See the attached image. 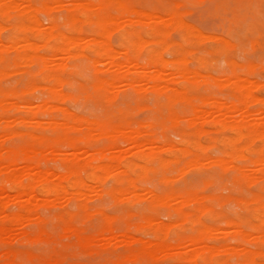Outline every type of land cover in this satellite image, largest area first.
<instances>
[{
	"label": "bare ground",
	"instance_id": "6f19581e",
	"mask_svg": "<svg viewBox=\"0 0 264 264\" xmlns=\"http://www.w3.org/2000/svg\"><path fill=\"white\" fill-rule=\"evenodd\" d=\"M45 1L46 0H44L42 7L49 5L47 2L46 4ZM98 1L99 4L95 5L91 0H88L85 4H82L80 0V2L78 1L79 3L73 2V4L65 7L62 6L64 3L63 1L60 2L61 4L58 3L60 4V6L58 5L59 9L63 7L66 8V14L62 19L63 23L61 24L62 21L60 20V22L56 17L49 16L48 20L50 27L48 26L46 30L39 28V24L36 21V14L34 13L36 10L34 8L35 6L33 7L35 9L34 11L32 7H29L32 11H29L30 9L28 6H26V8L21 7L29 12L22 13L27 11L18 10L19 13L20 11L22 12L17 16H13L15 17V24H13L15 26L8 38L9 40L7 39L10 45L3 46L6 50L14 48L15 46L20 49H17L13 57H10L5 51L0 50V264H64L60 256L54 257L52 254L37 256L28 251L21 252L18 251L19 249L15 250L9 246L12 237H14V232L17 231L16 228H20V236L27 243L41 242L50 247L57 244V239L47 230L46 219L39 215V211L41 208L50 205L54 206L57 203L59 204V202L63 200L66 202H75L76 211L66 210L55 215L54 218L57 222V228L60 230L59 235L61 240L68 238L71 240V244L76 248L84 251H91L96 236L88 234V230L86 231L78 226L77 221L78 219L90 218L95 214L100 217V223L93 229L96 235L101 238L105 237V235H111L115 239L117 230L115 218H111L113 216L109 217L103 209H95L93 211L88 205L89 193L94 188V185L89 183L97 181L100 183L102 176L108 178L109 176L107 175L112 171L113 173L115 171H120L111 178L113 180V186L110 189H102L107 190L103 191L114 200L119 197V199L122 200V195L125 192H129V196L132 195L128 198L129 202L134 201V199L136 200V197L142 199V195L139 197L138 195L136 196L137 193L134 194L137 188L136 184H138L137 182L140 180H159L165 183L167 186L163 193H148L150 194L149 196H152L149 197L151 199L148 200L149 202L147 205L151 210L166 208V212L169 216L177 217V222L181 223H179L181 229H179L175 235V241L177 242L175 250H177V252L170 253L168 252L172 247V245H169L170 236L172 234L170 225L155 223V220L152 219L153 214H144L141 218L142 222H133L130 219L125 220V229L122 228L124 232L119 230L123 232V234L120 232L119 234L125 238V240H123L126 241L124 244H126L127 247H125L121 253L118 252L112 259L109 258L110 261L108 260V262L103 264H165V262L168 263L169 261L172 264H232L231 260H235L236 264H264V253H262V248L264 247V188H261L262 190L258 193L253 194L249 201V203L253 205L251 209L257 223L246 224L247 228H245L246 222L244 220L236 221L227 219L225 220L226 228L213 224L211 225L206 223L202 216L207 214L209 217H214L213 213L215 212L211 210L213 206L211 208L207 202L210 201L213 205L211 201L215 202V197H200L198 194L199 192L190 188V186L183 187L184 189H176L175 186L168 185L171 182L168 174L174 171L172 165L176 164L177 167H179L178 164L180 160L177 155H179L180 152L179 154L176 153L177 155L175 152L172 154L174 148L171 145L167 149L164 148L168 145L164 148L162 146H156L155 140L152 138L154 136H152L150 132L147 134L141 131V128L146 127L145 124L147 122H145V124L142 122L133 123L129 121L128 118H124L121 120V125L114 126L111 122L78 118L76 115L74 117L72 113L70 114L66 109L64 110L59 106L62 97L59 96L60 92L56 91H60L56 85L67 81L66 76L72 69L69 65L71 60L82 58L84 60L85 58L89 61L94 71V78L91 84L94 92L93 94L87 92V99L93 100L96 103H104L106 105V116L113 115L114 113L115 100L118 92L117 87L120 84H124V86H127L138 95L140 100H137V102H141L144 94L151 93L155 96V106L160 112V116L166 119V122L171 123L172 128L185 140V148L183 147L184 149L182 148V150H180L182 154L193 155L194 160L198 161L201 155L194 153L198 151L204 155L206 152L205 147L201 144L200 137L208 133V130L205 129V125L209 123V121L205 120L207 118L204 119L202 115L203 112L200 109L201 107L197 105V101L203 103L205 101L209 102L208 100L210 99L206 100L204 96V99H199L197 96H194L200 88L198 79L201 81L200 77L204 74H202L201 71L200 73L197 70L192 71L187 67L185 62L187 48L182 47L184 45H177V42H172V37L170 35L171 30L176 29L182 33L181 38L183 39L181 40H184V43H189L195 38L202 39L203 36L199 34V29L198 32L193 30L194 28L186 24L181 16L175 12L169 13L170 15L167 14L171 16L170 19L161 21L157 20L159 17L157 18L156 15L155 17L148 12L150 16H154L157 20L153 21V19L148 20V14H145L143 11L140 13L132 9L130 4L123 0ZM2 2H5V0ZM39 3L41 5V2ZM5 6H8V3ZM5 6L1 7L0 5V16L2 18H10L8 13L10 9H5ZM16 6L21 5L16 4ZM16 6L15 8H17ZM53 6H55V4ZM53 6L52 9L48 10L55 9ZM137 15H144L145 18H147L146 23L143 24L139 18H137L139 21L137 19L132 20L134 19L133 17L130 18V16ZM122 19L127 20L128 24L126 26H123L126 21L124 20L121 22ZM141 20H143L142 17ZM147 21L150 22L147 23ZM86 24L93 25L92 27L95 26L96 31H94V34L90 35L85 33L83 26ZM117 24H120L119 27H115ZM121 24L123 25L121 26ZM61 25L67 26L69 32L65 33L62 31L63 28H61ZM111 26L118 29V50L120 53L122 52L128 56L126 62L118 60V50L109 43L108 36L111 35ZM32 37L36 40H33ZM206 37L208 36L203 38L205 39ZM18 40H21L23 43L21 47L20 43H17ZM205 40H207V38ZM227 41L228 40H225L222 44L224 45V43H227L228 47L229 43ZM149 43H151L150 46H148ZM6 46L10 48L8 49ZM178 46H180V48H178ZM41 48L45 51L43 53L44 55H39V49ZM219 50L223 54L226 51L225 47ZM165 52L174 56L173 61L169 60L168 62L164 59ZM202 61L203 59H200V62ZM231 61L229 62L231 66L230 70L232 71L231 74L234 80L226 77L227 80L225 81L231 83L228 84V87L232 89V94L239 95L240 100L245 102L243 104L245 108L247 107L245 106L246 103L247 105L256 103L252 100L253 98L254 100L257 99L260 101L256 97L257 95L254 96L253 94L252 88H255L253 87L254 85L251 84L248 78L243 79V77L241 78V76H239L236 66L233 64V61ZM23 63H25V65H32V67L36 65L38 67L37 74L43 76L44 87H42V89L45 93V98L38 105L27 97L29 93H32L33 90L38 88V84L35 80L37 74L35 75V73L32 72L33 70H26V75L28 74L29 78L25 82V86H22V90L13 87L11 89H6V87H3V84L1 85V78L6 74L5 72L8 67L15 66L17 68L19 65L22 66ZM98 64L100 67L101 64L104 65L103 67H105V69L97 67ZM253 65H249L250 67L248 66V71L252 70ZM102 71L104 73H102ZM105 72L110 74L108 75ZM203 77L202 80H205ZM218 81H220V79ZM219 85L222 87V82ZM61 96H63L62 93ZM67 97H69V95ZM261 100V102H263V97ZM63 101L62 99L61 102ZM179 103L183 106L182 111L192 116L191 119L190 117L188 118L190 119L189 128L191 129V133L183 130L179 124L180 119H182L177 109ZM261 105L264 106L262 103ZM244 107L242 106L240 108ZM140 108L144 109L145 107L142 106ZM220 109L218 108L220 114H222L221 116H214V118L211 113L210 116L212 117H207L209 120L213 118L210 120L212 125L216 127L219 126L222 129H230L235 134L234 137L236 138L227 136L228 139H223L221 141L225 144L224 147H228V151L227 147L225 150L223 148L224 151L222 154L225 153L227 156L231 157L229 159L236 158L243 162L241 165L237 164L233 166V181L238 184L244 183V185L245 183L250 184L252 182L256 183L257 181L264 182V118H262L260 122H247L243 120L244 118L240 120H229V117H226V114H223ZM263 109H260L262 110L260 112H263ZM17 111L21 113H17ZM164 111L167 112V116L163 115ZM118 112L120 115H123L125 111L123 112V110L119 108ZM205 113L207 112L205 111ZM47 115L49 119L44 118L47 117ZM207 115L209 114L207 113ZM115 116H117V114H115ZM222 116L224 118H222ZM154 117L155 116H153V118ZM201 119H203L204 122L202 120V123H200L199 121H201ZM111 120L113 121V119ZM257 120L259 121V119ZM135 121L136 120H134V122ZM81 122H84L87 126L83 128ZM14 123H17V125L21 124L24 129L21 128L22 130L20 129V131L16 132L17 129L14 130L15 126L13 127L14 129L11 128V125ZM134 124H137L138 128L133 127ZM161 126L165 128L166 124L162 123ZM147 127H151V125H147ZM46 130L51 132L50 135L46 134ZM96 130L100 131L101 135H104L107 139V141L105 139V143L100 144L95 139L97 133H95V135L93 132H96ZM143 133H145V135ZM14 134L25 138L24 142L17 145H10L2 141L4 137H10ZM190 136H192L191 140H189ZM257 139L263 142V146L260 145L256 147L257 149L262 146L258 151L254 149V141ZM242 140L246 142L243 146L240 145ZM121 143H125V145L122 144L123 147L121 148L124 149V146L127 144L130 145V148L122 151L120 148ZM165 144L163 145L165 146ZM188 147L196 151L193 152ZM165 152H169L171 155L168 157L164 156L163 153ZM227 159H220L218 161L220 164L217 162V165L219 164L221 168L224 167L225 164L224 166L222 164L225 163ZM49 162L55 163L58 166L51 167ZM234 163H236L235 159ZM42 164H46L45 169L42 168ZM197 164H200V161ZM192 165L195 167L196 164L192 163ZM200 166L197 165V168ZM131 174H136V179H134ZM124 186L126 187L125 189H123ZM130 188L132 192H130ZM97 189L94 188V190ZM98 193L96 192V194ZM124 198L126 199V196ZM145 199L146 198H144V200ZM171 200L175 201H172L174 205L173 203L170 204ZM122 202H124V200H122ZM10 204L15 206V210L9 209ZM128 205H130V203ZM248 210L249 209L246 211ZM130 213L133 212L127 211L128 217H131ZM117 224L120 226L122 223ZM173 224H175V222L171 223V225ZM176 224L174 226H176ZM184 225L188 227L189 233L185 232L187 229L185 231L182 230V226ZM86 226H89L87 222ZM141 230H148L153 238L144 240L136 236L134 237V234L132 235L133 232L137 233ZM174 230L172 229L173 232ZM218 234H224L225 237L222 236V239L216 242L215 240L221 237H218ZM254 235L256 236L254 237ZM100 237L98 239H100ZM16 238H14V240H16ZM229 238L235 240L236 243L238 242V245L231 247L228 244ZM117 239H112L110 244L114 245L113 242ZM120 239L122 240V238ZM97 242H99V240ZM107 242L108 241H106V243ZM119 242L118 239L115 245L118 246ZM248 242H252L259 249L253 251L250 250L251 248H246L247 246L245 245ZM96 244L97 243H95V245ZM120 245L123 247V244L119 243V246ZM101 247L103 246L101 245L100 248ZM186 248H189V250L183 251Z\"/></svg>",
	"mask_w": 264,
	"mask_h": 264
},
{
	"label": "rangeland",
	"instance_id": "374dc122",
	"mask_svg": "<svg viewBox=\"0 0 264 264\" xmlns=\"http://www.w3.org/2000/svg\"><path fill=\"white\" fill-rule=\"evenodd\" d=\"M2 1L0 2L1 7L5 6L8 3V6H5L4 8L10 9L13 11L12 12V11L8 10V13L10 16V18L8 17L9 19L6 17L2 18L0 16V24H1V27H0L1 28L0 29V50L5 51V53L8 54L10 57L15 56L16 51L18 49V47L15 45H14L15 46L14 48H11L13 50L9 49L10 47L8 48V46L10 45V44H8V40H9L8 38L10 37V34L13 31V27L15 26V25H13V24H15V19H14L15 17H13V16H17L18 14H20L22 12V11H20V13H19L18 10H24L27 12H22V13H28L29 11H32V10L34 11L36 9L34 13L36 14V18H37L36 21L39 24V28H41L42 30H46L49 26V20H48L49 16L56 17L57 19H59V21L61 20L62 22L61 21L60 22L62 24L63 23V20H62L63 16L66 14V11H65L66 8H64V7L67 5L73 4V2L74 3L80 2V0H46L45 3L47 2L49 5L42 7L44 0H17V1L16 0H10V1L5 0V2H2ZM62 1L64 2L62 4V6H64V7L62 9L61 8L59 9V6L61 4L60 2H62ZM91 1L95 5L99 4L98 0H91ZM123 1L128 2L132 9H135L136 11H138L140 13L143 11L145 14H148V12H149V14L151 13V15L152 14L154 16L156 15L157 18L159 17V19H157L159 21L170 19L171 16L167 15L169 13L170 14L172 12L178 13L186 24H188L189 26L194 28V29L192 28L193 30L198 32V29H199V32H200L199 34H202L203 37L208 36V37H206L207 40H205L206 38L204 39L203 37H202V39L199 38L200 40L195 38L193 41H190L189 43L185 42V43H187V44H185L184 40H181L183 38H181L182 33L180 31L173 29L170 32V35L172 37V42L173 41L175 43L177 42V45H181V46L184 45L182 47L187 48L186 49L187 52L185 54V62L187 64V67L192 71L197 70L199 73L201 71V73L204 74V75L201 74L202 75L200 77L201 81H200V79H198L199 84H200V86H199L200 88L197 90V92L195 90L196 93L195 92L194 93L196 95H194V96H197L199 99H204L203 98V96H204L206 100H208V99L211 100V102H210V100H208L209 102L205 101L206 103L205 102L202 103L201 101H197V105L201 107L200 109L203 112L202 115H203L204 119L207 118L205 120L209 121V123H206V125H205V129L208 130L207 131L208 133L206 135H202L200 137L201 144H203V146L205 147L206 152L203 155V154H201V152H198L195 149L188 147L193 152L196 151L194 154L201 155V157L199 158L198 161L194 160L193 155H183L182 154V152L180 150H182L183 147L185 148V140L183 138H181L178 135L177 131L172 128L171 123L166 122V119H163L160 116V112L157 110V108L155 106L156 105L155 104V96L151 93L144 94L143 99H141V102L140 101L137 102V100H140L138 98V95L135 94L133 91H131L127 86H124V84H120L119 85L120 87L119 86L117 87L118 92H117V98L115 100L114 113H113V115L106 116V113H105L106 112V110H105L106 105L104 103H102V102L96 103L93 100L87 99V92H90L91 94H93V92H94L92 87H91V84H92V81L94 78V71H93V68H91L92 66H90L89 61L85 58H84V60H83V58L71 60L69 62V65L71 66L72 69L68 72V74L66 76L67 81L66 82L64 81V83L61 82L60 83L61 85L60 84L56 85L60 90V91H58V90H56V91L60 92V94L59 93L58 94L60 97H62L61 101H62V99L64 100L63 102L60 101L59 106H61L64 110L66 109V111L70 112V114L72 113V116L74 115V117L76 115V117H78V118H85V119H90V120H102V121H106V122H111L112 125H114V126L121 125V120L124 118H128V120L133 122V123H141L142 122L145 124V122H147L146 124L151 125V127H147V125L145 124L146 127L141 128V131L145 132L147 134H148V132H150V134H152V136H154V137H152V136L151 137L155 140L156 146H159V147L162 146L164 148V147H166V145H168L166 148H164V149H167L171 145L174 148L172 154L174 152H175V154L176 153L179 154V152H180V154L182 156L181 157L180 154L179 155L176 154L178 159L180 160V163L178 164L179 167H177L176 164L172 165V167H174L173 168L174 171H172L168 174V177L171 179V182L168 185L175 186L176 189H184L186 186L187 187L190 186V188L199 192L198 194L200 197H209V196L215 197V202L211 201V202H213V205H212V203H210V201L207 202V204L209 203V206L211 208L213 206V209H211V208L210 209L213 212H215V213H213L214 217L213 218L209 217L207 214L202 216L203 220L206 223H209L211 225L213 224L216 226H221L223 228H226L225 220H227V219L236 220V221L244 220L246 222L245 228H247L246 224L248 225L249 223H257L253 217L254 213L251 209L253 207V205L251 203H249V201H250V198L252 197L253 194L258 193L259 191L262 190L261 188H264V182L263 181H257L256 183L255 182H252L250 184L245 183V185H244V183L238 184V183H235L233 181V175H234V172L232 170L233 166H235L237 164L241 165L243 162H242V160H239L236 158L229 159L231 157L227 156L225 153L222 154V152L226 149L227 146L224 147L225 144H223V142H221V141L223 139H228V137L236 138V137H234L235 134L230 129H222L219 126L216 127V126L212 125V122L210 120H212L213 118H210V120H209L208 117L210 116L211 113L213 114L212 115L213 117L214 116L215 117L221 116L222 114H220V112L218 110V108L220 109V107H221L220 111L223 114H226V117H229V120H232V119L233 120H240V119L244 118L243 120L247 121V122H254V121L260 122L262 120V118H264V113H263L264 112V109H263L264 106L261 105V103L264 104V100H263V102H261L262 97L264 99V0H123ZM39 2H41V5ZM70 2H72V3H70ZM81 2H82V4H85L88 2V0H81ZM23 3H24V5H23ZM53 3L55 4V6H53L54 5ZM58 3H60V4H58ZM11 4H13V5H11ZM16 4L17 5L19 4L21 6H16ZM25 4H27V5H25ZM50 5L55 7L56 10L54 8H53V10H48V9H52V6H50ZM15 6L17 8H15ZM26 6H28V8L32 7V10L30 8H29L30 9L29 11L26 9H22L23 7L26 8ZM11 8H13V9H11ZM16 9H17V12H16ZM149 14L147 16L148 20L153 19V21H157L154 18V16H150ZM132 17L134 18L132 20H136L137 18H139L143 24L146 23L147 18H145L144 15L143 16H138V15L137 16H130V18H132ZM141 17L145 21L141 20ZM10 19H12V20H10ZM126 19L121 20V22L124 20L126 21L125 25L121 24V26L122 25L126 26L128 24ZM139 19H137V20L139 21ZM148 22H150V21H147V23ZM119 25L117 24L115 27H119ZM92 26L93 25H89V24H86L83 26V30L85 31L86 34L92 35L95 33L94 31H96V28H95V26L94 27H92ZM113 26H111V28H110L111 33L109 31V33L111 34L110 36H108L109 37V43L111 44L112 47H114L116 50H118V44H119L118 29L113 28ZM61 28H63L62 31H64L65 33L69 32V28L67 26L61 25ZM32 38H33V40H36V39H34V37H32ZM225 40H228L227 41L229 43L228 47H227V43L226 44L224 43L225 46L222 44L223 42H225ZM17 43L18 44L20 43V47L23 45L21 40H18ZM150 44L151 43H149L148 46H150ZM4 45H8L6 47L9 50H6V48L4 49V47H5ZM222 47H225V50H226L224 54L221 53L219 50ZM178 48H180V46H178ZM215 49H217V50H215ZM44 52H45L44 49H42V48L39 49V55H41V54L44 55L43 54ZM117 53H118L117 56H118L119 61L126 62L128 60L127 55L123 54L122 52L120 53L119 50L117 51ZM173 58H174V56L172 54H170V53L168 54L167 52H165L164 59L166 61H168V62H169V60L173 61ZM200 59H203V61L200 62ZM204 60H205V62H204ZM231 60L233 61V64L236 66V69L238 70L239 76H241V78L243 77V79L248 78L250 80L251 84L254 85L253 87H255V88H252L253 94H254V96L257 95L256 97L260 100V101H258L257 99L254 100V98H253L252 100L256 103H250L249 105H247V103H246V105H245V106H247L246 108L243 105L245 102H242L240 100L239 95H237V94L233 95L232 94L233 93L232 89L230 87H228L229 86L228 84H231V83H227V81H225V80H227V78L233 79V75L231 74L232 71L230 70L231 66L229 63ZM141 62H144V61H141ZM238 63L241 65H239ZM103 64H104V62H103ZM24 65H25V63H23L22 66L19 65L17 68L15 66L8 67L6 72H5L6 74H4L1 78V85L3 84V87L4 88L6 87V89L7 88L11 89L13 87V88H17L18 90L19 89L22 90L23 89L22 86H25V82L29 78L28 74L26 75L28 69L33 70L32 72H34L35 75L38 72V67L36 65H33V67H32V65H29V64H26L25 66ZM104 65L101 64V67H100L98 64L97 67H100L101 69L102 68L105 69V67H103ZM249 65L250 66L253 65V68L251 71H248V68L250 67ZM13 67H15V68H13ZM26 67H28V68H26ZM19 68H21V69H19ZM22 69L24 72L22 71ZM14 71H16V72L19 71V72L16 73ZM103 71H102V73H104ZM105 71H107V70H105ZM10 72H12L13 74ZM168 72H170V71H168ZM105 73H107V72H105ZM107 74L109 75L110 73H107ZM107 74H106V76H107ZM102 75L105 76L104 74H102ZM42 77H43L42 75H38V74L35 76V80L38 84L37 85L38 88L33 90L32 93H29V95L27 96L29 99H31L33 102H35L36 105L40 104L41 101L45 98V95H44L45 93L43 92V89H42V87H44ZM202 77L205 78V80L204 79L202 80ZM219 79H220V81H218ZM217 81L220 83H218ZM221 82L223 84L222 87L219 85V84H221ZM257 82L259 83L260 86L258 85ZM252 85H251V87H252ZM57 87H55V88L58 89ZM256 87H257V89H256ZM61 93L63 96H61ZM65 94L67 96L69 95L70 98L67 97ZM64 95H65V97H64ZM142 102H144V103H142ZM145 103H147V104H145ZM215 104H218V105H215ZM181 105L182 104L179 103L177 106V109L179 111V116H180V118L182 116V119H183V120L180 119L179 124L181 125L183 130L187 131L188 133H191V129L189 128V120L191 119L192 116L189 113H184L182 111L183 106H181ZM142 106L145 108L144 109L140 108ZM233 106H234V109H233ZM242 106L245 108V110H244V108H240ZM136 107H137V109H136ZM230 107L232 108V110ZM236 107L240 108V109H237ZM119 108H121L123 110V112L125 111L127 114L124 112L123 115H120V113L118 112ZM260 109H263V112H260V111H262ZM205 111L209 115H207V113H205ZM18 112H20V111H17V113ZM235 112H236V114H235ZM128 113H131V114H128ZM253 113H256V114H253ZM115 114H117V116H115ZM163 115L167 116V112L164 111ZM261 115H263V116H261ZM153 116H155V117L153 118ZM212 116H210V117H212ZM189 117H190V119H188ZM44 118L49 119V116L47 115V117H44ZM222 118H224V117L222 116ZM111 119H113V121ZM249 119H251V120H249ZM257 119H259V121ZM134 120H136V121L134 122ZM202 120L203 119H201V121H199V122L202 123ZM32 122H30V123H32ZM148 122H149V124H148ZM203 122H204V120H203ZM162 123L166 124L165 128H163L161 126ZM29 125H31V124H29ZM32 125H34V124L32 123ZM81 125H83V128H85L87 126L86 124H84V122H81ZM21 126H22L21 124L17 125V123H14L11 125V128L14 127L15 129L14 128L13 129L14 130L17 129L16 130V132H17V131H20L21 128H23V126L22 127ZM133 127L138 128L137 124H134ZM214 129H216V130H214ZM165 130H167V131H165ZM228 130H230V131H228ZM97 131L98 130H96V132L95 131L93 132V134L97 133V135H99V136H97L95 134L97 136V137L95 136V139L100 144L105 143L107 141V139L104 137V135H101L100 131H98V132ZM174 131H176V132H174ZM46 132H47L46 134H48V135H50V133H51L48 130H46ZM163 132H165V133H163ZM145 133H143V134L145 135ZM19 136L20 135H16V134H14L10 137L6 136L7 138L4 137V139H2V141L7 143V144H10V145L21 144L24 142L25 138H22L21 136H20L21 137L20 138ZM15 137H17V138H15ZM191 137L192 136H190L189 140L192 139ZM105 139H106V141H105ZM244 141L242 140L240 142V145H242V146L245 145L246 142H244ZM219 142H221V143H219ZM160 143H161V145H160ZM122 144L125 145V143H121L120 148L123 147ZM163 144H165V146ZM251 144H252V142H251ZM260 145L263 146V142L261 140L257 139L256 141H254L255 147L254 146L253 147H254V149H256V147H259ZM126 146H128V147H126ZM126 146H124V149L130 148V145H128V144ZM262 146L260 148H262ZM223 148H224V150H223ZM260 148H257L256 150L258 151V149H260ZM121 149H122V151L124 150L123 148H121ZM227 151H228V147H227ZM263 152H264V150H263ZM163 155L168 157L169 155H171V153L165 152V153H163ZM220 156L224 157V158H221ZM182 158L184 159V161ZM225 158L226 159L228 158V159L225 163L222 164L223 166L225 164V166L221 168L219 165L220 163L218 161L220 159L224 160ZM205 159H206V161H205ZM234 159H235L236 163H234ZM199 161H200L201 166H200V164H197V163H199ZM190 162L195 163L196 164L195 167ZM217 162L219 163L218 165H217ZM204 163H206V164H204ZM231 163H232V166H231ZM49 165L51 167H57L58 166L55 163H50V162H49ZM197 165L200 167L197 168ZM244 165H246V164H244ZM188 166H191V167H188ZM42 168L45 169L46 164H42ZM119 172L120 171H118V172L115 171L113 173V171H112L110 174L107 175V176H109L108 178L107 177L104 178V176H102L100 183H98L99 181L94 182V183L93 182L89 183L91 185L93 184L95 189H97V188L98 189L94 190V188H93V190L90 191L89 197H88V205L90 206V208L93 211L95 209H103L104 212L109 217L113 216L111 218H115L116 229H117L116 233H115L116 234L115 239L118 238L120 241L119 243L123 244V247H122V245L119 246V243H118V246L115 245V243L118 242V239L115 242H113L114 245L110 244L112 242V239L115 240L111 235L110 236L105 235V237H102V238L99 236L100 239H98L99 237L96 235L95 230H93L100 223V221H99L100 217L98 215L96 216V214L92 215L90 218L78 219V221H77V225L82 227L86 231L88 230L87 231L88 234H92V235L96 236V240H94V244L91 248L92 249L91 251H84V250H81L79 248H76L75 246H73L71 244V242H70L71 240L68 238L61 240L60 235H59L60 230H58L57 222L54 218L55 215L62 213L66 210L76 211V203L75 202H66L64 200L59 202V204L58 203L55 204L54 205L55 207L50 205L48 207L41 208L39 211V215L46 219L47 230L49 231V233H52L55 236V238L57 239V242H58L57 244L50 247L47 244L41 243V242H37V243H29L28 242L27 243L20 236V234H21V231L19 232L20 228H16L17 231L14 232V237H12V240L14 242L11 240V243L9 244V246L11 248H14L15 250L19 249L18 251H21V252H27V251L31 252L37 256L45 255V254H52L54 257L60 256L62 258L64 264H89V263H91V264H103V263L108 262V260L110 261V259H112L113 256L118 254V252L121 253L125 249V247H127L126 244H124V243H126V241H124L125 238L121 235L124 232L123 229H125V222L124 221L130 219L133 222H142L141 218L144 216V214H153L152 219L155 220V223L157 222V223H163L166 225H170V230H171L172 234L170 236L169 245H172L173 248L171 247L168 252H170V253H174L175 251L177 252V250H175L176 249L175 247L177 245V242L175 241L176 240L175 235H176V232H178L179 229H181V225H180L181 223L177 222L176 216H169L168 213L166 212V208H161L159 210H151L147 205L149 202L148 200L151 199L149 197L152 196V195L149 196L150 194H148V193L153 192V193L161 194L166 190L165 187L167 185L165 183L160 182L159 180H152V181L148 180L147 181L146 179H143V180H140L137 182L138 183V184H136L137 188L134 191V194L137 193L136 196L138 195L139 197H141V195H142L143 196L142 199L136 197V200H135L134 199L135 197H134L133 198L134 201L129 202L128 198L131 197L132 195L129 196V192H125V193H123V195H124V197L126 196V199L122 195V200H124V202H122V200L119 199L120 197L117 198L116 200H114L113 198H111L110 196H108L105 193V191H107V190L102 189V188L110 189L113 186V180L111 178L113 177L114 174H118ZM137 172H138V169H137ZM131 175L134 179H136V174H131ZM172 179H175V180H172ZM97 184H98V186H97ZM125 188L126 187L124 186L123 189H125ZM103 190H105V191H103ZM96 192L97 193L99 192L100 195H99V193L96 194ZM130 192H132L131 188H130ZM140 193H142V194H140ZM144 198H146V199L144 200ZM125 200H126V202H125ZM238 200H240V201H238ZM172 201L173 200L170 201L171 202L170 204L175 202V201H173V202ZM242 201H244V202H242ZM245 201H246V203H245ZM129 203H130V205H128ZM176 203H177V201H176ZM244 203H245V205H244ZM60 205H61V207H60ZM173 205H174V203H173ZM14 208H15V206L13 204H10L9 209L15 210ZM247 209H249V210L246 211ZM127 211L133 212V213H130L131 217L127 216ZM86 222L89 226H86ZM174 222H175V224L177 223L176 226H174L175 224L171 225V223H174ZM117 223H122V224H120V226H119ZM174 228H175V230H174ZM172 229L174 230V232L172 231ZM119 230H121L123 232H121ZM182 230L183 231L186 230L185 232L189 233L188 227L186 225L182 226ZM119 232L121 234H119ZM132 235L134 237L136 236L137 238L144 239V240H149V239L153 238L151 236L150 232H148V230H145V231L141 230V231H138L137 233L133 232ZM219 236H221V237L218 238L217 240H215L216 242L219 241V239H222V236L225 237L224 234H218V237ZM255 236L256 235H254V237ZM14 238H16V240H14ZM120 238H122V240L123 239L124 240L122 241ZM18 239H19V241H18ZM98 240H99V242H97ZM228 240H229L228 244L231 247H235L238 245V242L236 243L235 240H233L232 238H229ZM106 241H108V242L106 243ZM22 242H23V244H22ZM100 242H101V244H100ZM95 243H97L99 245H97V244L95 245ZM101 245L103 247L100 248ZM110 245H112V246H110ZM245 246H247L246 248H248V249L251 248L250 250H253V251H257L259 249L252 242H248ZM114 248H116V249H114ZM187 250H189V248H186L183 251H187ZM64 251H66V252H64ZM262 253H264V247L262 248ZM87 256H90V257H87ZM74 257L77 259H75ZM169 262L168 263L165 262V264H172L171 262L170 263ZM231 263L236 264V261L231 260Z\"/></svg>",
	"mask_w": 264,
	"mask_h": 264
}]
</instances>
